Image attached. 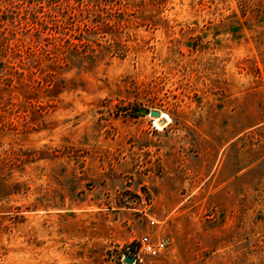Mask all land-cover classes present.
<instances>
[{
    "label": "rangeland",
    "instance_id": "rangeland-1",
    "mask_svg": "<svg viewBox=\"0 0 264 264\" xmlns=\"http://www.w3.org/2000/svg\"><path fill=\"white\" fill-rule=\"evenodd\" d=\"M144 235L264 264V0H0V264Z\"/></svg>",
    "mask_w": 264,
    "mask_h": 264
},
{
    "label": "built area",
    "instance_id": "built-area-1",
    "mask_svg": "<svg viewBox=\"0 0 264 264\" xmlns=\"http://www.w3.org/2000/svg\"><path fill=\"white\" fill-rule=\"evenodd\" d=\"M168 246L167 239H161L159 241H153L149 235H144L139 239L138 248L136 253L133 254L134 262L132 264L142 263L146 256L157 257L161 255ZM126 254L122 256V261L125 264H129L125 261Z\"/></svg>",
    "mask_w": 264,
    "mask_h": 264
},
{
    "label": "water",
    "instance_id": "water-1",
    "mask_svg": "<svg viewBox=\"0 0 264 264\" xmlns=\"http://www.w3.org/2000/svg\"><path fill=\"white\" fill-rule=\"evenodd\" d=\"M149 113H150L152 116H156V117H158V116L161 115L160 111H158V110H151ZM131 252H134V250H131ZM125 261H126L127 263H129V264H132V263L134 262V257H133L132 255L128 254V255H126V257H125Z\"/></svg>",
    "mask_w": 264,
    "mask_h": 264
},
{
    "label": "bare ground",
    "instance_id": "bare-ground-1",
    "mask_svg": "<svg viewBox=\"0 0 264 264\" xmlns=\"http://www.w3.org/2000/svg\"><path fill=\"white\" fill-rule=\"evenodd\" d=\"M161 118H168L169 119V117L166 114H164V113L161 116L157 117V120H160Z\"/></svg>",
    "mask_w": 264,
    "mask_h": 264
}]
</instances>
